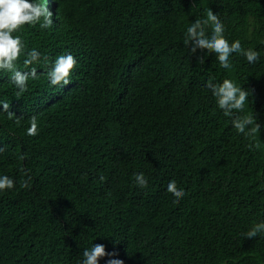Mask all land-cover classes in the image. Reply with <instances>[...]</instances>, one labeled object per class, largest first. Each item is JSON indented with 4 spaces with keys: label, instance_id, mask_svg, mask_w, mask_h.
Segmentation results:
<instances>
[{
    "label": "trees",
    "instance_id": "1",
    "mask_svg": "<svg viewBox=\"0 0 264 264\" xmlns=\"http://www.w3.org/2000/svg\"><path fill=\"white\" fill-rule=\"evenodd\" d=\"M51 8L50 28L14 34L25 52L47 57L31 66L38 79L17 95L0 71V104L19 118L0 114V176L15 182L0 192V264H80L93 244L116 253L99 264H264V232L244 237L264 222V0H52ZM209 9L229 43L257 51V62L233 54L224 69L214 54L189 52L186 29ZM67 54L76 60L71 82L51 86L40 69ZM210 77L249 92L234 116H254L258 132L235 130ZM33 116L38 132L29 136ZM172 180L184 192L179 203L167 191Z\"/></svg>",
    "mask_w": 264,
    "mask_h": 264
},
{
    "label": "clouds",
    "instance_id": "2",
    "mask_svg": "<svg viewBox=\"0 0 264 264\" xmlns=\"http://www.w3.org/2000/svg\"><path fill=\"white\" fill-rule=\"evenodd\" d=\"M51 7L52 0H46V4L36 3L34 0H0V71L10 73V82L18 90L17 95L27 90L30 79H38L37 68L31 66L40 62L41 59L47 63V57H41L36 49L25 52L26 46L21 36L14 34L20 32L25 25L39 24L41 29L50 28L53 25ZM224 31L225 26L218 15L209 9L206 18L195 19L190 23L184 34L183 43L191 54H196L197 50L214 54L219 65L224 69L230 67L229 61L233 54L243 56L250 64L259 60V53L251 48L242 47L240 40L237 39L229 43L224 36ZM22 54L24 55L23 65L27 69L23 71L17 67V61L20 60ZM197 62L204 64V57L197 56ZM75 64L76 60L71 54L60 55L52 62L51 66L42 67L40 73L47 76L51 86L68 85L71 82L69 78ZM206 87L211 91L218 108L223 111L225 116L231 118L230 123L238 133L249 136L259 131L260 125L254 116H234V113L243 111L249 97L247 90L241 86L238 87L230 79L214 83L211 77L206 82ZM0 114H7L9 118L19 121V118L10 111V105L6 102L0 104ZM26 132L29 136L37 135L38 122L35 116L30 118V126ZM248 147L249 150H252L258 148L259 144L254 143ZM25 158L26 154L20 156L21 160ZM24 174L27 175V173ZM134 180L139 187H147V179L143 173L134 174ZM28 183L29 181L25 180L21 186L27 187ZM14 186L15 182L12 178L6 175L0 176V192L10 190ZM167 191L175 197L174 203H179L184 195L183 190L177 188L174 180L169 181ZM262 232H264V222L256 223L244 234V237L252 239ZM115 255V252H106L103 244H93L90 248L83 250L80 264H99V260L105 256L113 257ZM106 264H123V261L109 258Z\"/></svg>",
    "mask_w": 264,
    "mask_h": 264
}]
</instances>
